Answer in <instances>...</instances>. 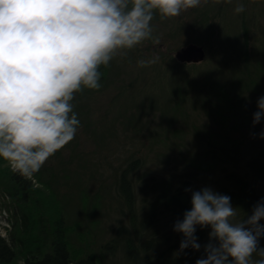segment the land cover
Wrapping results in <instances>:
<instances>
[{
    "label": "rangeland",
    "instance_id": "rangeland-1",
    "mask_svg": "<svg viewBox=\"0 0 264 264\" xmlns=\"http://www.w3.org/2000/svg\"><path fill=\"white\" fill-rule=\"evenodd\" d=\"M238 4L244 5L239 14ZM150 25L151 39L100 66L99 89L74 94L76 135L38 171L72 227V245L85 252L99 251L126 220L117 189L122 170L129 169L138 200L151 177L184 184L191 193L204 187L219 193L224 169L247 173L245 162L264 152V117L252 123L264 96V0H201L176 17L154 12ZM190 43L203 47L204 60L176 61L175 52ZM214 86L236 101L224 105ZM10 211L0 210V228L12 227ZM164 224L171 226L168 219Z\"/></svg>",
    "mask_w": 264,
    "mask_h": 264
},
{
    "label": "clouds",
    "instance_id": "clouds-1",
    "mask_svg": "<svg viewBox=\"0 0 264 264\" xmlns=\"http://www.w3.org/2000/svg\"><path fill=\"white\" fill-rule=\"evenodd\" d=\"M201 0H0V160L31 177L69 143L79 126L74 94L99 89L100 66L151 39L154 12L176 17ZM235 13L244 11L238 4ZM156 60H140L146 67ZM264 117L257 100L253 125ZM264 138V131L260 133ZM189 191V189H185ZM191 210L173 230L178 252L200 250L196 227H209L204 258L195 264H264V200L237 219L231 198L209 187L192 191ZM259 259H253V255Z\"/></svg>",
    "mask_w": 264,
    "mask_h": 264
},
{
    "label": "trees",
    "instance_id": "trees-1",
    "mask_svg": "<svg viewBox=\"0 0 264 264\" xmlns=\"http://www.w3.org/2000/svg\"><path fill=\"white\" fill-rule=\"evenodd\" d=\"M212 89L224 105L236 101L225 90L217 86ZM5 163L0 160V207L10 214L13 208L14 222L7 238L0 237V264H15L19 259L23 264H195L205 256L203 246L209 241L210 231L207 226H197L194 233L200 250L186 248L178 252L183 235L173 227L192 207V193L185 191L184 184L151 177L147 184L143 183L138 200L129 169L122 170L117 189L126 220L115 226L113 235L99 251L85 252L72 245V227L66 223L54 190L41 180L42 172L31 177L45 186L47 194L33 188L28 177L13 172ZM245 168L247 173L234 167L224 169L216 181L219 194L229 196L232 206L238 208L237 219H246L254 205L264 200L255 187L258 184L264 192V152L247 160ZM166 219L171 223L168 229ZM259 223L264 225V219ZM259 247L264 248V235L259 238ZM253 259L259 257L254 254Z\"/></svg>",
    "mask_w": 264,
    "mask_h": 264
},
{
    "label": "water",
    "instance_id": "water-1",
    "mask_svg": "<svg viewBox=\"0 0 264 264\" xmlns=\"http://www.w3.org/2000/svg\"><path fill=\"white\" fill-rule=\"evenodd\" d=\"M174 57L180 63L196 64L204 60L205 52L202 46L190 43L176 51Z\"/></svg>",
    "mask_w": 264,
    "mask_h": 264
},
{
    "label": "built area",
    "instance_id": "built-area-1",
    "mask_svg": "<svg viewBox=\"0 0 264 264\" xmlns=\"http://www.w3.org/2000/svg\"><path fill=\"white\" fill-rule=\"evenodd\" d=\"M1 209H5L4 207H0ZM6 210V209H5ZM9 222V221H8ZM10 223H6L4 225H2V227L0 228V237L2 238H7L8 232L11 230V227L9 225Z\"/></svg>",
    "mask_w": 264,
    "mask_h": 264
}]
</instances>
